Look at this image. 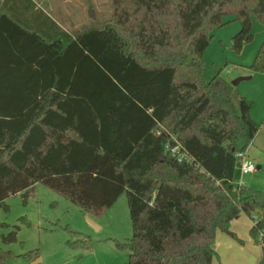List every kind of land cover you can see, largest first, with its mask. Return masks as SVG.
Listing matches in <instances>:
<instances>
[{
	"label": "trees",
	"instance_id": "16d2710c",
	"mask_svg": "<svg viewBox=\"0 0 264 264\" xmlns=\"http://www.w3.org/2000/svg\"><path fill=\"white\" fill-rule=\"evenodd\" d=\"M4 1L0 207L42 183L99 216L125 191L127 264H211L217 231L241 242L230 225L243 214L264 264V191L234 182L258 130L254 104L221 70L207 75L203 58L212 30L231 21L233 51L251 42L264 0H110L106 19L51 37ZM248 69L264 73V40ZM12 256L0 249V262Z\"/></svg>",
	"mask_w": 264,
	"mask_h": 264
},
{
	"label": "rangeland",
	"instance_id": "374dc122",
	"mask_svg": "<svg viewBox=\"0 0 264 264\" xmlns=\"http://www.w3.org/2000/svg\"><path fill=\"white\" fill-rule=\"evenodd\" d=\"M229 50L234 52L232 48ZM208 63L204 72L209 76L221 69V74L230 81L239 76L238 70L225 68L224 63L219 67L211 65L209 60ZM259 140L246 147L249 159L259 168L242 175L237 165L235 181L264 191V148L261 147L264 143ZM85 214L42 183H36L25 195H10L0 207V249L14 256L0 264H31L33 260H27L24 254L34 249L41 259L38 264H127V242L132 229L126 192L101 215H88L96 227L87 223ZM250 225L245 215L237 219L234 228L241 242L218 231L214 244L218 255L211 264H256L260 248L249 235ZM12 231L16 239L4 242L3 236ZM73 241L81 244L71 247Z\"/></svg>",
	"mask_w": 264,
	"mask_h": 264
},
{
	"label": "crops",
	"instance_id": "0c3cea01",
	"mask_svg": "<svg viewBox=\"0 0 264 264\" xmlns=\"http://www.w3.org/2000/svg\"><path fill=\"white\" fill-rule=\"evenodd\" d=\"M108 4H110V0L4 1L5 8L12 19L45 37L54 36L59 29L71 35L73 34V31H70L71 29L80 30L98 20L106 19L109 14ZM228 19H232V17H228ZM239 28V22L231 21L223 27L213 29L211 32L212 39L203 52V58L206 67L209 60L211 65L219 67L221 63H224L225 68L238 70L237 75L239 76L250 75V79L240 81L235 88L254 104L249 112L250 118L258 125V130L251 140L253 145L259 139L264 143V73L251 72L248 66L252 62L260 43L264 40V27L253 21L251 27L253 38L251 42L245 44L239 53H234L229 49L232 46V36ZM224 58L225 61H223ZM224 77L230 80L226 76ZM260 134L261 136H259ZM261 147L264 148V145ZM245 155L246 157L249 156L247 149ZM237 219L231 221L230 228L238 236L234 228ZM217 233L218 231L215 239Z\"/></svg>",
	"mask_w": 264,
	"mask_h": 264
},
{
	"label": "built area",
	"instance_id": "2783aa9c",
	"mask_svg": "<svg viewBox=\"0 0 264 264\" xmlns=\"http://www.w3.org/2000/svg\"><path fill=\"white\" fill-rule=\"evenodd\" d=\"M178 146H175L172 148V152H176L178 150ZM256 169L255 164L253 163L252 160H250L248 157H246L245 152L242 155V161L239 164V171L240 173L246 174V173H250L252 171H254ZM256 221V218L253 217L252 219V223H254Z\"/></svg>",
	"mask_w": 264,
	"mask_h": 264
},
{
	"label": "water",
	"instance_id": "95a60500",
	"mask_svg": "<svg viewBox=\"0 0 264 264\" xmlns=\"http://www.w3.org/2000/svg\"><path fill=\"white\" fill-rule=\"evenodd\" d=\"M247 79H250V75H247V76H238V77H236L235 79H233V80H231L230 82H231V84L233 85V86H236L240 81H242V80H247ZM85 218H86V221H87V223L90 225V226H92V227H96V225L92 222V220L89 218V216H88V214H85ZM40 258H36V259H34L33 261H32V263L31 264H38L39 262H40Z\"/></svg>",
	"mask_w": 264,
	"mask_h": 264
}]
</instances>
